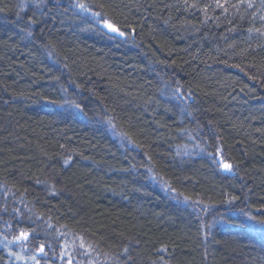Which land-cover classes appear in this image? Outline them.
Returning a JSON list of instances; mask_svg holds the SVG:
<instances>
[{"label":"trees","instance_id":"obj_1","mask_svg":"<svg viewBox=\"0 0 264 264\" xmlns=\"http://www.w3.org/2000/svg\"><path fill=\"white\" fill-rule=\"evenodd\" d=\"M221 3L0 0V264H264V5Z\"/></svg>","mask_w":264,"mask_h":264},{"label":"snow or ice","instance_id":"obj_2","mask_svg":"<svg viewBox=\"0 0 264 264\" xmlns=\"http://www.w3.org/2000/svg\"><path fill=\"white\" fill-rule=\"evenodd\" d=\"M33 2L35 3H39L40 0H33ZM241 3L242 4H246L247 8H252L254 5L252 3V0H241ZM261 5H264V0H261ZM193 7L195 5H192ZM241 5H234L233 7H236V8H239ZM21 7H23V4L21 5ZM78 7H80L81 9H86L87 8V5L85 4H79ZM100 7L103 8L104 5L103 4H100ZM207 7V5L205 6ZM216 7L217 8H224V11L227 12V7L225 6V4L221 3V0H216ZM90 11V9H89ZM19 15V13H18ZM256 13H253V17H256ZM92 16L94 18H97L99 17L102 22H103V25L108 28L109 30H111L112 32H119V29L112 23H110L108 21L107 18H105L103 16V14L101 12H94L92 13ZM259 19L264 22V15H260L259 16ZM36 21L33 20L32 18H29V24H32V23H35ZM22 31H26V29H22ZM249 31H256V32H260L262 35H264V32H262L261 29L257 28V29H249ZM120 35H123L122 32L119 33ZM28 35H31V33H28ZM77 107H79V105H77ZM217 154H219V149H217ZM223 169L225 170H230L232 168V165L224 160H221L220 161ZM185 199H188L187 197ZM237 198L236 197H231V200H236ZM264 207V206H262ZM240 212L244 215V217L246 218L245 220V225L246 227L249 229V231H252V232H259L261 234H264V216H261V217H257L256 215H253L252 213H249V212H245L243 209H240ZM30 236V233L27 232V231H21L20 232V235L15 237L16 240H27ZM80 247L81 248H84L85 245L83 243V238H81V244H80ZM37 251L41 252V253H44V245L41 244L40 247L37 249ZM128 250L125 249V252H127ZM62 254H64L62 252ZM33 259H35V257H33ZM69 264H71V261H69ZM129 264H131V257H129Z\"/></svg>","mask_w":264,"mask_h":264},{"label":"rangeland","instance_id":"obj_3","mask_svg":"<svg viewBox=\"0 0 264 264\" xmlns=\"http://www.w3.org/2000/svg\"><path fill=\"white\" fill-rule=\"evenodd\" d=\"M4 245H6L8 248L7 251H10V255L12 256L14 263L19 264H34L33 259L29 257L25 252L29 250V246L26 242H23V240H16L14 236L10 238V242H7L5 239ZM38 249V248H37ZM37 249H34V253L38 257L44 256V253H41L37 251ZM46 255V254H45ZM60 263L61 264H69L70 259H65L62 255L59 256Z\"/></svg>","mask_w":264,"mask_h":264},{"label":"bare ground","instance_id":"obj_4","mask_svg":"<svg viewBox=\"0 0 264 264\" xmlns=\"http://www.w3.org/2000/svg\"><path fill=\"white\" fill-rule=\"evenodd\" d=\"M108 135H109V138L115 142V144H116V146L118 148H120V149H123V148L133 149L132 148L133 145L128 141L127 137L126 136H125L126 138L123 137L122 134H121V132L118 131L117 129L112 128L110 130V132L108 133ZM220 161H219V163H220ZM222 171L224 173H227L229 170H225L222 167Z\"/></svg>","mask_w":264,"mask_h":264}]
</instances>
